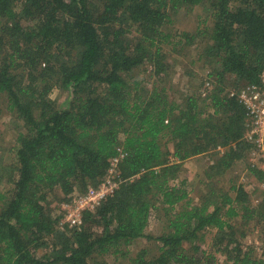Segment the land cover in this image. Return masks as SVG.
I'll list each match as a JSON object with an SVG mask.
<instances>
[{
  "label": "trees",
  "instance_id": "16d2710c",
  "mask_svg": "<svg viewBox=\"0 0 264 264\" xmlns=\"http://www.w3.org/2000/svg\"><path fill=\"white\" fill-rule=\"evenodd\" d=\"M196 7L202 28L168 32L172 15ZM174 36L201 39L197 60L214 83L181 102L161 86ZM146 65L148 86L132 74ZM263 69L264 0H0V106L20 123L13 160L0 162V184L11 186L0 190V264H109L105 256H126L141 238L159 243L158 254L143 249L130 264H214L215 253L264 264V169L248 166L262 186L256 204L242 185H218L252 148L238 93ZM54 89L67 92L66 106ZM118 149V189L80 229L61 225L50 194L65 202L96 187ZM206 154L212 164L194 203L180 176L186 160ZM161 212L165 232L147 235ZM206 230L211 252L200 245ZM253 232L258 256L244 247Z\"/></svg>",
  "mask_w": 264,
  "mask_h": 264
},
{
  "label": "rangeland",
  "instance_id": "374dc122",
  "mask_svg": "<svg viewBox=\"0 0 264 264\" xmlns=\"http://www.w3.org/2000/svg\"><path fill=\"white\" fill-rule=\"evenodd\" d=\"M203 17V12L201 8L196 7L193 10L179 11V13L172 15L171 23L168 26V32L172 35L175 33H195ZM205 17V16H204ZM180 44L175 45V50L172 44L164 45L163 53L165 55L167 63L170 64L168 70V76L161 86L167 88V93L171 99L183 100L184 95H189L194 92H200L201 90H209L213 87V81L207 78L210 66L205 65L203 62L197 60L200 54V49L203 46L201 39H197L193 45L184 44V40L180 36H174V44L177 41ZM145 70H135L132 74L134 79L144 80L148 85L154 82V78L151 76V68L146 65ZM204 85L202 86V84ZM202 86V87H201ZM242 86V85H241ZM52 99L57 101L59 107H64L67 105L68 94L65 91L54 89L50 95ZM0 162L8 164L13 160V149L15 146V139L20 131V123L11 115V113L4 108L3 105L0 106ZM251 150L246 154L242 161L234 164V166L228 170L222 180L218 182V185L223 190H228L231 184L242 185L243 188L250 195V202L256 204L258 202V188L260 186L257 181L250 175L248 171L249 164L257 165L259 168L262 167L264 161L258 160L252 157ZM211 157L209 155H199L192 157L183 164L181 179H186L188 182V192L189 197L193 199L194 203H197L198 197L205 189L202 184L203 174L206 169L211 165ZM11 186L7 183L0 184V190H8ZM232 194V193H231ZM62 199V194L59 190L52 192L49 196V201L52 203L53 214H59L60 200ZM166 224L164 221L163 213H152L149 216L148 224L146 227V234L153 237H157L165 232ZM214 232L212 230H206L204 235L202 234V241L200 242L201 248L203 250L211 252L213 249L211 246L213 240ZM245 248H252L254 250L253 255L258 256L260 253L261 240L258 238L256 232L248 234L244 239ZM159 243L154 240H149L147 238H141L132 242L128 247L125 248L126 256H121L117 254L105 256V260L109 264H130V259L135 257V255L141 251L146 250L147 257L156 256L158 254ZM42 253V251H38ZM216 256V261L214 264H231L227 261L225 257L219 253L214 254Z\"/></svg>",
  "mask_w": 264,
  "mask_h": 264
},
{
  "label": "built area",
  "instance_id": "2783aa9c",
  "mask_svg": "<svg viewBox=\"0 0 264 264\" xmlns=\"http://www.w3.org/2000/svg\"><path fill=\"white\" fill-rule=\"evenodd\" d=\"M238 98L245 109L243 140L252 145L254 161H264V69L259 74V83L242 87ZM124 156L125 153L118 149L115 156L109 159L108 169L96 187L89 186L84 193L75 192L69 196L68 201L60 203L61 225L80 229L84 213L94 212L113 195L122 182L119 163ZM261 168L264 169V164Z\"/></svg>",
  "mask_w": 264,
  "mask_h": 264
}]
</instances>
